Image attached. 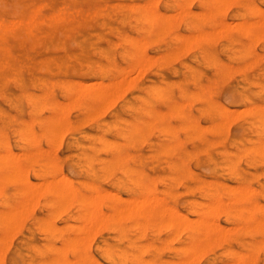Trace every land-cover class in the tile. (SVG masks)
<instances>
[{"label":"rangeland","instance_id":"rangeland-1","mask_svg":"<svg viewBox=\"0 0 264 264\" xmlns=\"http://www.w3.org/2000/svg\"><path fill=\"white\" fill-rule=\"evenodd\" d=\"M132 1L133 3L138 2V4L129 5ZM148 1H152L154 5L151 3V6H153V8H155L159 13L162 12L161 14H164L166 12L175 13L174 10L179 9L177 6L181 4L184 5L188 0H156V2H153V0ZM148 1L0 0V4L2 5V7L0 6V18L4 19H13L26 16L38 6L41 7L43 12L50 15L61 7L67 8L69 10L80 9L85 13V18L83 19L67 17L59 22H52L49 20L41 21L37 24V26L31 33H25L22 29H15V31H12L13 34H8L9 37L7 38V41L11 47V53L14 54L13 61L16 62V64L19 66V69L17 71L4 70L0 74V152L5 151L7 147L11 150L12 153L15 150V153L17 154V151L20 150L25 151L26 153L27 151L30 152L32 149L35 153L37 152L35 151V149L38 150L40 148V150L38 151H41V149L42 151L45 150L40 154L37 152L36 156L34 153H32L34 155L28 154V156L26 155L27 157L25 158H23V153V156L20 155L21 152L19 154L22 157V159L20 160V165L22 167L24 166L23 168L27 167V170L25 169V171H28L26 174L28 178L30 177V181L35 184L37 183L34 181L36 179V181L43 180L44 182L45 179L47 181L48 178L58 176V174L60 176L62 174V176L64 175L68 179L70 178L73 185L72 187L76 190V192L73 193L75 196L72 193H68L69 195L66 194L59 197L56 190L53 188L54 186H60L62 183H65V180H62V182L61 180H58L57 182L54 180L55 182H52L56 184L54 186H49L48 183V186L45 184V189H47L48 187L49 189L48 191L44 190V193L41 192L43 190H41L42 188H40V185L42 184H36L40 188V190L39 188L38 190L35 188L36 194L34 196H36L37 199L33 196L34 199L38 200L37 203L34 205L33 203H35V200L33 199L34 201H32V204L28 205L29 207L27 206L28 209L26 210L28 211V213L24 215V219H21V224H18V229H16L15 232H13V230L11 232L12 234L10 233L9 235L11 236L9 237V248L12 251L19 246L30 249L31 246H36L43 249V255H32L30 264H58L53 260L58 252L57 250L65 245L68 237L70 238L78 231H71L72 228L70 229V227H75V224L78 222H80L79 225H81L82 223L83 212L82 209L78 206L83 207L86 200L84 201L81 196H84L86 193L90 196L94 194V192H97L99 194V192H102V190H104V194L101 193L102 198L104 196V199L102 200V208L105 213H111L110 209L114 205L129 204L132 202V200L138 201V199H140L141 197L143 198V196L150 197L152 194H154V196L157 195V198L154 197L157 201L162 198L158 202L153 198L155 200L154 203L159 204L161 202L160 205L163 206L170 205L171 207H178L177 210H175L176 212L180 210L179 212L187 214L188 217H197H194L195 221L193 219V221H190L189 218V221L187 222L188 227L185 226L183 228L182 226H180L183 228L181 231L179 230L181 228L178 229L177 225L170 223V217H168L169 215L166 216V212L168 213L169 211V208L167 206H165V208L167 207L166 210L164 208L165 211H163V215H160V212V214H154L151 216L144 215V218L141 214V216L139 214H136L133 216L134 218L132 216H129V218L125 217L119 222L117 221L118 223L113 219H110L108 217L109 214L107 213V217L105 216L106 219L109 218L107 222L104 217L103 222L105 221L106 223L103 224L102 227L100 225L99 227L95 226L92 229L94 231L93 233H91L94 234V237H91V242L88 241L89 239H91V235L89 236V238H87V241L90 242H87L88 250L91 253H94L95 257L100 262H104L102 251L103 245L110 247L111 249H122L128 256L133 255L132 253H136L135 255L140 258L141 264H162L165 261L166 263L164 264H172V262L179 261L181 258L187 256L190 250H193L191 245H188V243L190 242L188 238L189 235H191L192 227L198 224L196 223V220L198 219L199 215L198 213L194 212V209L202 204L203 201H205L206 203V201L213 200V194H217L219 197H221V200L224 204L223 210H221L217 214L218 216L216 215L215 220L216 222L219 221L222 226L226 225L225 227H227V225H229V228H226L229 234L226 231L225 233L222 230V232L225 233L223 234L222 232H220V230H218V233L220 232V235H223H219V241L217 238L212 240L214 242L218 241L219 243L217 242L218 244H214L211 242L213 245H208L207 242H204L206 245L205 247L209 248L210 246V248L207 249V251L202 252V247L200 246V248L197 247L198 249H195L193 251L196 252V257L201 255L199 253V251H201L203 255L199 258V260L195 259V254H192L193 252H189V255L191 256L190 259L193 258L194 261H192L191 259V261L188 262V260H190L188 259L187 263L185 262V264H230L232 260L234 261V257L232 255V253L234 252L239 254L242 252V255H244L243 264H264V241H262V239L264 240V226H262L264 225V213L256 212L254 214V218H252V215L249 216V214L245 211V209L254 201H258V204L259 202H262L260 204L261 206H263V208L261 206L259 207H261V209H264V147L262 149L259 148L264 145L263 142L262 146L260 144L261 140H264V122L258 119V117H260V119H264V106H262L264 105V25H260L259 22L257 24V17H259V15L261 14H264V0H232V2L230 0L232 4L229 5L230 2H227L228 5L227 3H225L223 5L224 7H222L224 8V10L221 8L223 11L220 10V8V11H216L217 9H213V6L211 5L208 7L202 5L203 0H191V3H189V0L187 4L190 6V9L187 7L188 5H181V9L183 7L184 10L183 13H180L181 18L176 19V13L173 14L174 18L169 17V26L166 24L167 21L166 23H162L160 21L153 22L150 20L152 22H150L151 24L149 23V21L146 22V20H148V17L145 15V6L149 4ZM8 2L10 3L8 4ZM141 3L142 5H139ZM15 4H18V6H15ZM9 5L10 7H8ZM12 5L14 8L12 7ZM225 5H227L226 8ZM5 6H7L6 9L8 11L5 9ZM138 8L139 11L137 12ZM181 9L180 11H182ZM196 9L198 10V12L195 11ZM189 10H193V12ZM199 10L200 12L205 10L206 14L205 12L200 13ZM212 10L214 11L213 14ZM10 11L12 13H10ZM194 12L196 13L194 14ZM209 12L211 16L207 14ZM180 14H178V17H180ZM200 14H202L203 16H200ZM112 18L113 20H111ZM128 18L130 19L128 20ZM170 19L171 21L173 19H176V22H174V20L173 22H171ZM226 20H228V22ZM234 20L245 21L246 24H243V22L240 27V24L236 25L237 23H233ZM247 20H254V22L256 21V24L247 26ZM131 22L133 23L132 25H130ZM223 22L224 26H226V30H228L227 28H230L231 26L230 30L226 32L224 28L222 30V33L220 32L221 35H219L220 33H218L215 34L214 37L212 29L214 30V28L218 25H223ZM225 22H227L228 24L225 25ZM254 22H252L251 24H253ZM147 23H149V26ZM85 24L88 25V27ZM234 24L238 27H236ZM124 25L125 27H127L128 25L130 27L128 26V28H125ZM242 25H246L248 29L251 30H246L245 32H243V28L245 26L242 28ZM163 26L169 27L168 30H165L167 28H163ZM233 26H235V29ZM143 28L145 30H148L147 34V30L146 32H144L145 30H143ZM207 29H210L211 31H209L212 32V34H209V32H207L208 34H206V36L209 35V38L203 37V35L200 34L201 36L198 37L197 41L194 42L193 40L192 42V39L191 41H189L191 45L187 42L188 36L190 34L193 35L194 32L198 33V31H206ZM74 30L76 31L74 32ZM161 30H163L164 32ZM72 31L73 33H71ZM250 31L251 33H249ZM156 34L160 36H156ZM256 34H260L261 36H257ZM55 35L56 39H54ZM129 35H132V37ZM184 35H187V38ZM211 35L212 37H210ZM67 36L71 38H68ZM177 36L179 38H177ZM112 37H114V39ZM194 38L196 37H193V39ZM53 40H55V42ZM131 40L134 42V44L136 42L138 46H130V44L133 43H131ZM140 40H142L143 42H140ZM186 42L189 44V49H186ZM141 43L143 44V46L145 45L143 47V51L141 50L143 54H141L140 51V49L142 48ZM218 43L220 45H218ZM153 44L155 45L153 46ZM49 45L50 47L52 46L54 48H50L51 50H49ZM70 45H72V47ZM135 46H137V48L139 47V50L135 48ZM180 46L181 48L185 47L184 49H186L187 52L183 49V51L180 50ZM175 47H177L176 49L178 51L175 49ZM55 49L56 51H54ZM98 49L99 52L97 51ZM151 49L153 52L151 51ZM179 51H181V53ZM224 51L226 53H224ZM5 53L6 52L1 51L0 56L2 58H5ZM137 54H139L138 57ZM145 54H150L148 56L149 60L153 62L146 61L145 59L143 61L142 58H145L143 57V55L146 56ZM155 54L158 55L156 56ZM169 54L170 56H168ZM151 55L152 59L156 58V61L154 59H151ZM257 56L258 58H256ZM136 58L142 59L140 60V63L143 62L142 64H144V62H147L146 65L150 64L148 67L146 66L145 69L141 66L144 69L143 72L141 71L142 68H140L139 66V72L141 74L139 78H137V76L139 75L138 71V75H136V73H132L134 72L133 70L137 68H133V66L140 65V63H137ZM135 59L136 64H134ZM208 59H210V61H208V64H205L207 63ZM178 63L181 64V66ZM182 64L184 67L182 66ZM245 64H249V66H246ZM127 67H131L128 68L130 70H125V68ZM45 70L47 71L45 72ZM126 71L127 75H124L126 78L127 76L129 77V75L131 77V74L135 75H132L133 80L131 78L126 79L122 75L125 74L124 72ZM128 71H130L129 73L131 74H129ZM226 71H228L229 73H226ZM87 73L90 75H88ZM119 75L123 76V80L124 78L126 79L124 81L131 79V81L133 82L129 81L131 82L130 84L129 82H126L129 84L128 86L126 83L124 84L123 80L122 82L118 78ZM122 76L119 77L122 78ZM114 78H118L120 82L123 83L122 86H120L121 84H117V82L119 83L118 79L115 84H112L115 80ZM75 79L77 81H75ZM92 79L95 80H93V84H96V80L98 81V79H100L102 82L107 81V84H109V81L112 82V80L114 79L111 83V86L110 84L109 86L111 88L112 85H115V88H117V90L113 86L115 90L111 92L115 91L116 93L119 92L120 94V90L123 89L122 91L124 93H121V96L119 95L118 97L117 94H114L117 97V99L114 101V95H110V99L104 100V98L110 97L109 95H106V97H104L103 95L106 94L108 90H106L105 93L101 92L102 94H98L97 91L99 92V88L108 89L109 87H106L107 85L104 86V84H100L101 81L99 80L98 85L100 84L102 87H99L96 84L94 85L96 86L94 88V86L91 85V82H86L88 80L92 81ZM78 80H80L81 85L83 83L82 81H85L84 83L88 84L84 85V87H88L89 85H91L89 87L93 88L94 92L96 93L94 94L93 90L89 87L83 88L85 90L84 95L80 96V98H78V95L74 96L77 97V100L79 102L76 101V98H73V95L77 94V92L79 94H83V90H81L83 85L81 87ZM78 84L79 87H81L79 90H81L82 92L77 91ZM123 85H127L128 87H123ZM230 86L232 87L230 88ZM119 87H122V89H118ZM176 89L177 91L175 92ZM107 94H109V91ZM225 94L227 95L226 97ZM1 95L3 98L1 97ZM228 95L231 96L228 97ZM230 97L231 99H229ZM66 99L72 100H70V103L72 102V106L70 103H68L71 107L67 105V103L64 104V102H62ZM111 99L113 102L111 101ZM101 100H104L106 108H104L103 103V106L102 104H100V102H102ZM49 101L52 102L50 103ZM174 102L179 104V107L181 103H184V106L182 105L179 108L177 107V104H174ZM106 103L113 104H108L109 107L107 108ZM222 103L227 106L226 107L224 105L226 109H224ZM172 104L174 105V107H172ZM55 105L61 107V111H63L64 114L63 116L66 119H64L63 117L60 118L62 116V112L59 113V116L61 114L59 118L61 121L63 119L64 123L66 120L65 124H67H64L65 126H67L65 128H62L61 125H63V123L61 121L60 122L62 124H58L61 127L60 132H65L62 134L63 136L59 134L60 136H62H59L60 138H57L56 136L59 129L55 128L59 126L53 125L54 122L51 121V119H48L49 116L51 117L53 116V114L55 115L56 111V115L58 114L60 108L58 109ZM98 105L99 107L101 106V108H96ZM157 105H159L160 108ZM241 105L243 107L248 105L253 106L252 108L250 106V108L246 110L247 107L242 108ZM254 105H256L258 108ZM52 107L54 108V110ZM231 107L234 109H229ZM103 108L104 110H106L104 111ZM174 108H176L177 111ZM236 108H242L243 110L241 109L240 111H237ZM94 109H96L97 111H95ZM169 109L172 111H170ZM98 110L99 112L100 110L102 112H100L99 114ZM163 110L164 113H161V111ZM64 111H68L66 113L67 115L64 113ZM235 111L240 113H236ZM91 112L95 117H88V115L91 116ZM170 112L171 115H169ZM24 113L26 116L24 115ZM86 113H88V115H85ZM233 113H236L237 117L235 115L234 118H229L231 117L230 115L234 116ZM56 117L58 118V116H55V118L53 116L54 121L56 120ZM146 119H150V122L152 119L154 120L151 124L149 123L150 127L147 126L148 124ZM224 119L225 121H227L225 122L226 124L223 122L226 128L225 126H221V123L222 121H224ZM67 121H69V125ZM24 122L27 123V126L30 125L31 132L26 130ZM29 122L31 123L29 124ZM229 122L230 125L227 126ZM50 123L52 124L50 125ZM132 123H136L140 127L141 131L139 134L131 135L129 133V126ZM213 123L216 124L212 125ZM199 124L200 126L202 124H205L207 125V128L203 127V129H200ZM49 125L52 126V131ZM66 128V131H62V129L64 130ZM165 128L166 130H164ZM49 130L50 133L48 132ZM196 131L199 133H197ZM32 132V135L34 137L30 134ZM55 132L56 134H54ZM180 132L182 133L181 136ZM23 136L26 137L24 138ZM54 136L59 141L56 142L57 144H59L57 147L54 142ZM106 138H111L112 144L107 145V143H111V141L108 140L109 142H104ZM127 138L129 139L127 140ZM98 139H101L102 141ZM103 142L105 143V146ZM52 143L54 144L52 145ZM167 144L171 145L167 146ZM257 144H260V146L258 147L260 150H255L258 154L253 150L256 147L255 145ZM250 146L253 147L250 148ZM43 148H48V152H46V149ZM118 150L126 158V164H117L116 162L114 164L115 154ZM258 151H261V153H259ZM205 153L207 155H205ZM202 156L207 158L205 159ZM200 162L205 164V166H202V163ZM101 164H103L105 168L101 166ZM192 164L194 165V167ZM234 165L237 166L239 170H237ZM58 166L59 168H61L62 172L59 171ZM187 167L190 170L187 169ZM130 168L136 169L138 171L140 179L136 180L137 182L135 181V183H131L130 179H127L125 174L122 173V171L124 172V170H126V172L128 173ZM73 169H75L76 171H74ZM108 171L109 173H107ZM207 171L210 173H208ZM213 171H215L216 173H214ZM32 174H34L35 178ZM221 175H223L224 177ZM241 176H243V179H245V181H242V179H240ZM224 180L229 183L227 184ZM180 184L183 187H181ZM229 184H232V188L235 184L237 187L238 185L239 187L243 185L244 187L248 186L249 189L252 187V189L254 190L253 193H250V195L244 198V200L243 198H240L235 202V198L232 192L236 190H234V188L231 189L229 187ZM18 189L21 190V184L19 182L6 183L4 192L0 194V210L3 208L7 209L9 207H16L19 205V203L22 202L21 200H24L22 199L24 198V195L22 193L19 195L20 191L18 192ZM105 189L108 190V192L113 190L116 191L117 196H114L113 193L115 192H112V194L110 192L109 195H107L108 193L105 192ZM37 191L42 193L39 197L37 195H39L40 193ZM54 192L56 195L54 194ZM87 194L84 197H87ZM110 194L112 196H110ZM106 195L108 196L107 198L105 197ZM68 196L70 197V202L68 201V199H65V197L67 198ZM120 196L124 197V200ZM57 197H59V199ZM62 197L64 198L62 199ZM130 197H133V199L131 200ZM152 197L153 195L151 196V198H146L147 202L145 200V203L147 204L148 200L150 201ZM125 198L127 199V201ZM226 199L228 201L225 204ZM229 199H232L233 201ZM63 200L67 201L66 207H63L64 209L60 208V205L64 203ZM152 200L150 202H153ZM199 200L203 201L201 202ZM68 202L70 204H68ZM140 202H143V200H141ZM3 203L7 204L5 205ZM31 206H34V209L31 208ZM242 206H244L245 209H243L244 207L242 208ZM58 207L62 211H59L60 209ZM29 208L31 209L30 211ZM171 209L172 214L176 213L173 210V207ZM56 211H58L57 213L59 214H57ZM228 211H231L230 214L227 213ZM165 217H168L169 220H165ZM43 218H48V220L46 219V223H44L45 221H41ZM257 218L262 219L260 225L258 223L254 224L255 222H258V220H256ZM134 220L140 221L141 224L139 225V223L137 222L136 223L138 225L135 224ZM162 220L164 221V223H167V221H169L170 224L167 223L166 225L169 224L170 226H167V228H165V224H160L161 222L163 223ZM132 221H134L133 223L135 226L131 225ZM143 222L145 223L144 225ZM189 222L191 225H189ZM193 222H195V224ZM52 224L55 226H52ZM117 224L121 225L122 228L118 227ZM172 224L173 227L171 226ZM220 224L217 223L218 227ZM236 225L238 228L235 227ZM249 225L251 226L250 228L248 227ZM256 225H258V228L254 227ZM140 226H142V228ZM230 226L235 231H233L232 229V232L231 230L229 231V229L231 228ZM233 226L235 228H233ZM225 227L224 230H226ZM15 228H17V226ZM176 228L180 231V233L178 231L176 232L179 234L174 235L176 238H173V236L171 237L172 240L166 238L167 236L172 235L173 231L171 230H175ZM219 228L222 229L221 226ZM157 229L158 231H156ZM2 233L3 231L0 227V237ZM222 236L225 237L223 238V240H221ZM164 238H166L167 240L169 239L170 241L168 240V242L167 240H164ZM210 241L208 242L210 243ZM162 244L164 245V247ZM182 244L187 245L189 248L186 246L185 248ZM179 245L181 247H184V251L183 247L181 248L183 252H181V250H179L178 248H175L179 247ZM92 246L95 250L92 248ZM143 246H146L144 247V250H137L140 247L143 248ZM48 247H51L52 249L47 250ZM9 248V252L7 249L4 252L3 264H12V253ZM203 250H205V248H203ZM74 253L75 252L73 249H67V258L69 260H74ZM191 254L193 255V257ZM202 260H205L207 263ZM107 264L121 263L117 262ZM124 264H129V262H126Z\"/></svg>","mask_w":264,"mask_h":264},{"label":"bare ground","instance_id":"bare-ground-1","mask_svg":"<svg viewBox=\"0 0 264 264\" xmlns=\"http://www.w3.org/2000/svg\"><path fill=\"white\" fill-rule=\"evenodd\" d=\"M6 1V0H5ZM9 1V0H8ZM121 1V0H120ZM137 1V0H136ZM148 1V0H147ZM162 1V0H161ZM186 1V0H185ZM189 1V0H188ZM188 1H186L185 2V4L184 5H188L187 3H188ZM260 1V0H259ZM115 2V1H114ZM113 2V3H114ZM129 2V1H128ZM149 2V1H148ZM153 2H156V0L154 1L153 0ZM166 2V1H165ZM229 3L230 2V0L228 1V0H203L202 1V5H204V6H213V9H217L216 11H220V10H224V8H222V7H224L223 5L225 4V3ZM231 2H232V0H231ZM230 2V4L229 5H231L232 3ZM10 2H8V4H9ZM13 3V2H12ZM11 3V4H12ZM124 3V2H123ZM122 3V4H123ZM142 3H144V2H142ZM142 3L141 4H139V5H142ZM152 1L151 2H149V4H145L146 6H145V15L148 17V20H146V22L147 21H149V23L151 22V21H153V22H155V21H160V22H165L166 23V21H167V25L169 26V17H172V18H174L173 16V14H175L176 13V16H175V18L176 19H178V18H181V14L180 13H183L184 12V10H183V7H182V9H181V5L182 6H184L183 4H181V5H179V6H177L179 9H177V10H174L175 11V13L174 12H166V13H164V14H161V13H159L155 8H153V6H151L152 4L154 5V3H152ZM175 3V2H174ZM189 3H191V0H190V2ZM228 3H227V5H228ZM10 4V5H11ZM134 5V4H138V2H134L133 3V1L131 2V4H129V5ZM156 4V3H155ZM180 4V3H179ZM259 4V3H258ZM5 5H7V4H5ZM10 5L8 6V7H10ZM119 5V4H118ZM161 5V4H160ZM192 5V4H191ZM227 5H225V8H226V6ZM261 5V4H260ZM264 5V4H263ZM262 5V6H263ZM0 6L2 7V5L0 4ZM15 6H18V4H15ZM120 6V5H119ZM122 6V5H121ZM126 6V5H125ZM156 6V5H155ZM158 6V5H157ZM235 6V5H234ZM3 7H4V5H3ZM12 7H13V5H12ZM127 7V6H126ZM125 7V8H126ZM188 8L190 7L189 5L187 6ZM196 7V6H195ZM230 7V6H229ZM7 8V6H5V9ZM14 8V7H13ZM197 8V7H196ZM219 8H220V10H219ZM222 8V9H221ZM228 8V7H227ZM264 8V7H263ZM16 9V8H15ZM49 9V8H48ZM51 9V8H50ZM127 9H129V8H127ZM130 9H131V7H130ZM180 9L182 10V11H180ZM190 9V8H189ZM259 9H260V6H259ZM7 10V9H6ZM180 12H179V11ZM187 10V9H186ZM211 10V9H210ZM222 10V11H223ZM227 10V9H226ZM225 10V11H226ZM254 10V9H253ZM252 10V11H253ZM264 10V9H263ZM8 11V10H7ZM139 11V8H138V10H137V12ZM178 11V12H177ZM188 11V10H187ZM186 11V12H187ZM189 11H192L193 12V10H189ZM196 12H198V10L196 9L195 10ZM196 12H194V14L196 13ZM199 12H200V10H199ZM201 12H205V10H203V11H201ZM200 12V13H201ZM231 12V11H230ZM10 13H12L11 11H10ZM14 13V12H13ZM141 13V12H140ZM214 13V11L212 10V14ZM256 13V12H255ZM260 13H261V11H260ZM5 14V13H4ZM138 14V13H137ZM142 14H144V13H142ZM167 14H169V15H167ZM178 14H180L179 16L180 17H178ZM186 14H188V13H186ZM203 14V13H202ZM202 14H200V16H203ZM205 14H206V12H205ZM207 14H209V16H211L210 15V12L209 13H207ZM228 14V13H227ZM6 15V14H5ZM259 15V14H258ZM13 16V15H12ZM102 16V15H101ZM101 16H100V18H101ZM142 16V15H141ZM199 16V17H200ZM237 16V15H236ZM256 16V15H255ZM9 17V16H8ZM67 17H74V18H76V19H83V18H85V13H84V11H82V10H80V9H73V10H69V9H67V8H59L57 11H55L53 14H46L45 12H43L42 11V9H41V7L40 6H38L37 8H35L31 13H29L28 15H26V16H23V17H18V18H13V19H4V18H0V52L1 51H3V52H6L5 53V58H2L1 56H0V74L4 71V70H7V71H17L18 69H19V66L16 64V62L15 61H13L14 60V54H12L11 53V47H10V45H9V43H8V41H7V38L9 37L8 36V34L10 35L11 33H12V31H15V29L16 30H19V29H22V30H24V32L25 33H31L32 31H33V29L37 26V24L39 23V22H41V21H47V20H49V21H52V22H59V21H61L62 19H65V18H67ZM110 17V16H109ZM198 17V18H199ZM230 17V16H229ZM140 18V17H139ZM146 18V17H145ZM171 18V19H172ZM258 18V19H257ZM257 18H255V19H257L258 21H257V24H258V22L260 23V25H264V14H261V15H259V17H257ZM130 18H128V20H129ZM133 19V18H132ZM171 19H170V21H171ZM175 19V20H176ZM111 20H113V18L111 19ZM137 20V19H136ZM151 20V21H150ZM174 20V19H173ZM173 20L171 21V22H173ZM174 20V22H176ZM221 20V19H220ZM91 21H93V20H91ZM96 21V20H95ZM140 21H141V19H140ZM223 21V20H222ZM225 21V20H224ZM227 22H228V20H226ZM250 21V22H249ZM247 20V26H250V25H255L256 23V21L254 22V20L253 21H251V20ZM117 22V21H116ZM184 22V21H183ZM227 22H225V25L226 24H228ZM241 22V23H240ZM244 22V23H243ZM252 22H254L253 24H251ZM130 23V22H129ZM149 23H147L148 24V26H149ZM152 23V22H151ZM150 23V24H151ZM233 23H237L236 25H239L240 27H241V24L243 23V24H246V22L245 21H240V20H237V21H233ZM250 23V24H249ZM94 24V23H93ZM127 24H128V22H127ZM133 23L131 22V24L130 25H132ZM171 24V23H170ZM192 24V23H191ZM194 24V23H193ZM223 25H218V26H216L215 28H214V30L212 29V31H213V33H214V37H215V34H218V33H222V30L224 29V30H226V26H224V22L222 23ZM86 25V24H85ZM95 25V24H94ZM163 25V24H162ZM235 25V24H234ZM235 25V26H236ZM87 27H88V25H86ZM91 26V25H90ZM129 26V25H128ZM128 26L127 27H125V25H124V27L125 28H128ZM151 26V25H150ZM187 26V25H186ZM228 26V25H227ZM235 26H233L234 27V29H235ZM245 26V27H244ZM242 25V28H243V32H245L246 30L248 31V30H251V29H248V27L246 26V25ZM83 27V26H82ZM130 27V26H129ZM236 27H238V26H236ZM144 28H146V27H144ZM143 28V30H145ZM150 28V27H149ZM163 28H167V29H165V30H168V28L169 27H164L163 26ZM170 28H171V26H170ZM182 28V27H181ZM230 28H231V26H230ZM230 28H227L228 30H230ZM84 29V28H83ZM82 29V30H83ZM180 29V28H179ZM185 29V28H184ZM147 30V29H146ZM146 30L144 31V32H146ZM181 30V29H180ZM208 30V29H207ZM205 31V30H203V31H198V33L197 32H194L193 33V35L192 34H190L189 36H188V43L190 44V42L189 41H191V39H192V42H193V40H194V42L195 41H197L198 40V37L199 36H201L200 34H202L203 35V37H208L209 38V35L208 36H206V34H208L207 32H209V34H212V32H210L209 30L208 31ZM228 30H226V32L228 31ZM238 30V29H237ZM76 30H74V32H75ZM130 31V30H129ZM161 31H163V30H161ZM111 32V31H110ZM132 32V31H131ZM160 32V31H159ZM164 32V31H163ZM201 32H203V33H205V34H203V33H201ZM71 33H73V31L71 32ZM113 33V32H112ZM148 33V30H147V32H146V34ZM155 33V32H154ZM157 33V32H156ZM165 33H168V32H165ZM221 33L219 34V35H221ZM249 33H251V31L249 32ZM13 34V33H12ZM109 34V33H108ZM159 34V33H158ZM194 34H195V36H194ZM198 34V35H197ZM226 34V33H225ZM261 34H262V32H261ZM196 37V38H194L193 39V37ZM197 35V36H196ZM257 35V34H256ZM260 34H258L257 36H259ZM12 36V35H11ZM129 36H131L132 37V35H129ZM145 36V35H144ZM156 36H160V35H157L156 34ZM185 36V35H184ZM191 36V37H190ZM261 36V35H260ZM18 37H19V35H18ZM47 37H49V36H47ZM55 38L54 39H56V35L54 36ZM68 38H71V37H69V36H67ZM111 37V36H110ZM186 38H187V35L185 36ZM184 37V38H185ZM210 37H212V35L210 36ZM255 37V36H254ZM113 39H114V37H112ZM115 38H116V35H115ZM134 38H135V36H134ZM139 38V37H138ZM152 38V37H151ZM176 38V37H175ZM177 38H179L178 36H177ZM181 38H182V36H181ZM201 38V37H200ZM199 38V39H200ZM47 39V38H46ZM136 39H137V36H136ZM143 39V38H142ZM190 39V40H189ZM215 39V38H214ZM26 40H28V39H26ZM67 40V39H66ZM146 40V39H145ZM144 40V41H145ZM151 40V39H150ZM153 40V39H152ZM178 40V39H177ZM54 42H55V40H53ZM142 40H140V42H141ZM181 41H182V39H181ZM68 42H69V40H68ZM71 42V41H70ZM119 42V41H118ZM124 42V41H123ZM133 41L131 40V43H132ZM143 42V41H142ZM146 42V41H145ZM186 42V43H187ZM191 42V43H192ZM74 43V42H73ZM72 43V44H73ZM105 43V42H104ZM117 43V42H116ZM183 43V42H182ZM181 43V44H182ZM187 43V47H186V49H189V44ZM69 44V43H68ZM75 44V43H74ZM142 44V43H141ZM140 44V45H141ZM145 44V43H144ZM40 45H45V44H40ZM52 45V44H51ZM132 45V47H134V45H137L136 44V42H135V44H134V42L132 43V44H130V46ZM155 44H153V46H154ZM177 45V44H176ZM191 45V44H190ZM218 45H220L219 43H218ZM71 47H72V45H70ZM76 46V45H75ZM138 46V45H137ZM137 46H135V48H137ZM145 46V45H144ZM143 44H142V48L140 49V51L142 50L143 51ZM152 46V45H151ZM17 47H19V46H17ZM37 47H38V45H37ZM40 47V46H39ZM61 47V46H60ZM68 47V46H67ZM119 47V46H118ZM117 47V48H118ZM50 48H54V47H50V45H49V50H51ZM59 48V47H58ZM58 48H56V49H58ZM62 48H63V46H62ZM139 48V47H138ZM137 48V49H138ZM177 47H175V49H176ZM181 48V46L179 47V49ZM185 48V47H184ZM183 47L180 49V50H185L186 51V49H184ZM56 49L54 50V51H56ZM257 49V48H256ZM261 49V48H260ZM53 50V49H52ZM139 50V49H138ZM177 50V49H176ZM182 50V51H183ZM262 50V49H261ZM92 51V50H91ZM98 52H99V49L97 50ZM142 51H141V54H143L142 53ZM151 51H152V49H151ZM178 51V50H177ZM147 52V51H146ZM153 52V51H152ZM173 52H174V50H173ZM180 53H181V51H179ZM187 52V51H186ZM193 52V51H192ZM207 52V51H206ZM256 52V51H255ZM176 53V52H175ZM179 53V54H180ZM191 53V52H190ZM224 53H226L225 51H224ZM92 54V53H91ZM116 54V53H115ZM124 54V53H123ZM140 54V55H141ZM171 54V53H170ZM170 54L168 55V56H170ZM263 54V53H262ZM93 55H95V54H93ZM99 55V54H98ZM118 55V54H117ZM132 55V54H131ZM146 56H144L143 55V57H145V58H142V56H141V58L143 59V61H144V59L146 60V61H149V62H153V61H151V60H149V55L150 54H145ZM156 55V54H155ZM158 55V54H157ZM156 55V56H157ZM160 55V54H159ZM176 55V54H175ZM186 55V54H185ZM240 55V54H239ZM100 56V55H99ZM139 56V54H137V57ZM261 56V55H260ZM259 56V57H260ZM131 57V56H130ZM151 57V59H152V55L150 56ZM121 58V57H120ZM140 58V57H139ZM139 58H136L137 59V63L139 64L141 61L140 60H142V59H139ZM256 58H258V56L256 57ZM255 58V59H256ZM3 59V60H2ZM136 59L134 60V64H136ZM138 59H139V61H138ZM148 59V60H147ZM154 59V58H153ZM152 59V60H153ZM156 59V58H155ZM154 59V60H155ZM157 59H158V57H157ZM191 59V58H190ZM197 59V58H196ZM254 59V58H253ZM118 60V59H117ZM120 60V59H119ZM206 60V59H205ZM257 60V59H256ZM122 61V60H121ZM156 61V60H155ZM165 61V60H164ZM208 61H210V59H208L207 60V63H205V64H208ZM252 61V60H251ZM194 62H196V61H194ZM250 62V61H249ZM248 62V63H249ZM143 63V62H142ZM142 63H140V65H135V66H133V68H135V67H137L136 69H138V70H136V72H135V70H133L134 72H132V73H136V75H138V73H137V71L139 72V66H140V68H142V67H144V69H145V67L147 66H149L150 64H148V65H146V63L144 62V64H142ZM175 63V62H174ZM142 64V65H141ZM164 64H166V63H164ZM177 64V63H176ZM179 64V63H178ZM84 65H86V64H84ZM145 65V66H144ZM180 66H181V64H179ZM227 65V64H226ZM232 65V64H231ZM246 65V64H245ZM96 66V65H95ZM142 66V67H141ZM170 66V65H169ZM182 66H183V64H182ZM246 66H249V64L248 65H246ZM32 67V66H31ZM184 67V66H183ZM240 67V66H239ZM37 68V67H36ZM128 68H131V67H127V68H125V70H127ZM241 68V67H240ZM256 68H258V67H256ZM143 68H142V72H143V70H144ZM186 69H188V68H186ZM211 69V68H210ZM72 70V69H71ZM128 70H130V69H128ZM152 70V69H151ZM168 70V69H167ZM171 70V69H170ZM188 70H190V69H188ZM234 70V69H233ZM252 70V69H251ZM256 70V69H255ZM47 70H45V72H46ZM90 71V70H89ZM210 71V70H209ZM228 71H231V70H228ZM228 71H226V73L228 72ZM41 72V71H40ZM81 72V71H80ZM130 71H128V73H129ZM165 72V71H164ZM171 72V71H170ZM257 72V71H256ZM261 72V71H260ZM72 73V72H71ZM91 73V72H90ZM125 74H122L123 76L124 75H127L126 73H127V71L126 72H124ZM151 73H153V72H151ZM172 73H173V71H172ZM171 73V74H172ZM181 73V72H180ZM179 73V74H180ZM229 73V72H228ZM250 73V72H249ZM253 73H254V71H253ZM88 74V73H87ZM129 74H131V73H129ZM143 74V73H142ZM145 74V73H144ZM154 74H156V73H154ZM80 75V74H79ZM88 75H90V74H88ZM93 75V74H92ZM122 75H119L120 77L122 76ZM132 75L133 74H131V77H130V75H129V77L127 76V78L126 79H128V78H131L132 79ZM141 74H140V72H139V75L137 76V78H139V76H140ZM94 76V75H93ZM118 76V78L122 81L123 80V76H122V78H120ZM133 76H135V75H133ZM240 76H241V74H240ZM252 76V75H251ZM70 77H72V76H70ZM177 77V76H176ZM235 77V76H234ZM239 77V76H238ZM92 78V77H91ZM118 78H114L113 80H114V82H113V80H112V82L111 81H109V79H108V83L110 84V86H111V83L112 84H115V82H117L119 79ZM124 78V80H126ZM237 78V77H236ZM87 79V78H86ZM106 79V78H105ZM118 79V80H117ZM131 79H129V80H127V81H124V84L126 83V82H129V81H131ZM146 79V78H145ZM93 80L94 79H92V81H86L87 83H90L91 82V85L92 86H94V85H98V81L100 80V79H98V81L96 80V84H93L94 82H93ZM111 80V79H110ZM120 80H119V83L117 82V84H121L120 86H122V82H120ZM133 80V79H132ZM241 80H242V78H241ZM10 81H11V79H10ZM52 81V80H51ZM73 81H74V79H73ZM75 81H77L76 79H75ZM95 81V80H94ZM101 81V80H100ZM78 82L80 83V86L82 87V85H83V87L81 88V87H79V84H78V90L77 91H79V92H82L81 90H83V94L81 95V94H79L78 92H77V94H75V95H73V98H76V101H78L77 100V97H74V96H79L78 98H80V96H83L84 95V89L83 88H86V87H84V85H88V84H86V83H84L85 81H82L83 83H82V85H81V82H80V80H78ZM93 82V83H92ZM102 82V81H101ZM100 82V84H104V86L105 85H107L106 87H109L110 88V86H109V84H107V81L105 82V81H103L102 83ZM131 82H133V81H131ZM131 82H129V84L131 83ZM229 82V81H228ZM227 83V82H226ZM225 83V84H226ZM98 85L99 87H102L101 85ZM116 84V85H117ZM128 86H129V84L128 83H126ZM233 84V83H232ZM13 85V84H12ZM30 85H32V84H30ZM91 85H89V86H91ZM127 85H123V87L125 86V87H128ZM241 85V84H240ZM47 86H48V84H47ZM88 86V87H89ZM103 86V87H104ZM113 86H114V88H115V85H112V87L109 89H107V88H99V92L97 91V93L99 94H102V93H105V91L106 90H108L109 91V94H107L108 93V91L106 92V94H103L104 95V97H106V95H111V96H113L114 94H117V97L120 95L121 96V93H124L122 90V87H119L118 89H122V90H120V94H119V92L118 93H116L115 91L114 92H111V91H113V90H117V88H113ZM152 86V85H151ZM233 86V85H232ZM232 86H230V88L232 87ZM12 87V86H11ZM19 87H20V85H19ZM56 87V86H55ZM87 87V88H88ZM96 86H94V88H95ZM116 87H118V86H116ZM224 87V86H223ZM76 88V89H77ZM81 88V90H79ZM89 88H91V87H89ZM98 88V87H97ZM156 88V87H155ZM229 88V89H230ZM33 89V88H32ZM92 90H93V88H91ZM136 89V88H135ZM223 89V88H222ZM228 89V88H227ZM249 89V88H248ZM247 89V90H248ZM36 90H37V88H36ZM56 90H57V88H56ZM125 90V89H124ZM140 90V89H139ZM154 90V89H153ZM129 91H131V90H129ZM155 91V90H154ZM177 91V89L175 90V92ZM197 91V90H196ZM203 91V90H202ZM227 91V90H226ZM250 91V90H249ZM88 92V91H87ZM93 92H94V90H93ZM102 92V93H101ZM111 92V93H110ZM158 92H159V90H158ZM96 92H94V94H95ZM197 93V92H196ZM221 93V92H220ZM58 94V93H57ZM86 95V94H85ZM179 95V94H178ZM40 96H41V94H40ZM43 96V95H42ZM95 96V95H94ZM97 96V95H96ZM108 96V97H109ZM111 96L109 97V98H104V100H106V99H110L111 98ZM227 95L225 94V97H226ZM229 96H231V95H228V97ZM257 96H259V95H257ZM1 97H2V95H1ZM114 99H113V101L114 100H116L117 99V97L114 95ZM198 97V96H197ZM3 98V97H2ZM34 98V97H33ZM62 98V97H61ZM113 98V97H112ZM260 98V97H259ZM100 99V98H99ZM229 99H231V97L229 98ZM229 99H228V101H229ZM2 100V99H1ZM25 100V99H24ZM68 100L69 99H66V100H64V101H62V102H64V104H66L67 103V105H69L70 106V104H71V106H72V102L70 103V100H69V102H68ZM104 100H101L102 102H100V104H104V108H106V106H105V102H104ZM241 100V99H240ZM54 101V100H53ZM57 101V100H56ZM60 101V100H59ZM66 101V102H65ZM72 101V100H71ZM100 101V100H99ZM111 101H112V99H111ZM112 101V102H113ZM120 101V100H119ZM26 102V101H25ZM50 102V101H49ZM52 102V101H51ZM50 102V103H51ZM79 102V101H78ZM77 102V103H78ZM108 102V101H107ZM109 102H110V100H109ZM178 102V101H177ZM182 102V101H181ZM180 102V103H181ZM185 102V101H184ZM232 102V101H231ZM60 103V102H59ZM68 103H70V104H68ZM74 103V102H73ZM229 103V102H228ZM244 103V102H243ZM26 104V103H25ZM99 104V105H100ZM103 104H102V106H103ZM108 104L109 103H106V105H107V108L109 107L108 106ZM110 104H113V103H110ZM109 104V105H110ZM174 104H177L176 102H174ZM223 104V107H224V109H226L225 108V104L224 103H222ZM232 104V103H231ZM234 104V103H233ZM242 104V103H241ZM256 104V103H255ZM5 105V104H4ZM54 105V104H53ZM99 105L96 107V108H101V106L99 107ZM184 106V103L182 104L181 103V105H180V107L181 106ZM215 105V104H214ZM225 105V106H224ZM260 105H262V104H260ZM260 105H259V107H260ZM26 106V105H25ZM55 106H57V105H55ZM70 106V107H71ZM117 106V105H116ZM128 106V105H127ZM159 108H160V106L159 105H157ZM242 106V105H241ZM250 106L251 105H248V106H242V108H245V107H247L246 108V110H248V108H250ZM253 106V105H252ZM252 106H251V108H252ZM254 106H256V105H254ZM262 106H264V105H262ZM161 107H162V105H161ZM172 107H174V105L172 104ZM176 107V106H175ZM177 107H179V104H177ZM179 107V108H180ZM222 107V108H223ZM227 107V106H226ZM229 107V106H228ZM237 107V106H236ZM257 107V106H256ZM53 108V107H52ZM57 108L59 109V112H58V114L56 115V113H57V111H56V113H55V115L53 114V116H54V118H55V116H58V118L56 117V120L54 121V118H53V116H49V118L48 119H51V121H53L54 122V124L53 125H57V126H59L60 127V125H58V124H60L61 122L63 123V125L66 123V120H65V123H64V121H63V119H62V121L60 120V118H64V114H63V111H61L62 109H61V107L60 106H57ZM77 108V107H76ZM104 108H103V110H104ZM120 108V107H119ZM241 108V109H242ZM258 108V107H257ZM14 109V108H13ZM26 109V108H25ZM69 109V108H68ZM111 109H112V107H111ZM121 109V108H120ZM129 109V108H128ZM176 111H177V109L176 108H174ZM229 109H234V108H229ZM237 109V108H236ZM241 109H237V111H240ZM15 110V109H14ZM35 110V109H34ZM45 110V109H44ZM53 110H54V108H53ZM64 110V109H63ZM95 111H97L96 109H94ZM93 110V111H94ZM106 110V109H105ZM104 110V111H105ZM170 110V109H169ZM193 110H194V108H193ZM243 110V109H242ZM252 110V109H251ZM26 111V110H25ZM94 111V112H95ZM108 111V110H107ZM124 111V110H123ZM170 111H172V110H170ZM237 111H235L236 113H240V112H237ZM44 112V111H43ZM62 112V116H61V114H60V116H59V113H61ZM68 112V111H67ZM66 111H64V113L66 114L67 113ZM98 112H99V110H98ZM97 112V113H98ZM100 112H102L101 110H100ZM100 112H99V114H100ZM110 112V111H109ZM220 112V111H219ZM246 112V111H245ZM104 113V112H103ZM156 113V112H155ZM161 113H164V110L163 111H161ZM166 113V112H165ZM168 113H169V111H168ZM173 113H175V112H173ZM236 113H233L234 114V116L233 115H230L231 117H229V118H234L235 117V115H236ZM98 114V115H99ZM124 114V113H123ZM157 114V113H156ZM160 114V113H159ZM251 114H252V112H251ZM24 115H25V113H24ZM67 115V114H66ZM85 115H88V113H86ZM161 115H164V114H161ZM169 115H171V112H170V114ZM179 115V114H178ZM26 116V115H25ZM160 116V115H159ZM174 116V115H173ZM233 116V117H232ZM60 117V118H59ZM88 117H95L94 115H92V112H91V116H89L88 115ZM236 117H237V115H236ZM161 118H162V116H161ZM203 118V117H202ZM228 118V117H227ZM226 118V119H227ZM64 119H66V118H64ZM84 119V118H83ZM82 119V120H83ZM89 119V118H88ZM258 119L259 120H261L262 122H264V119L263 118H261L260 119V117H258ZM121 120V119H120ZM147 120V119H146ZM149 120V121H148ZM147 120V126H149L150 127V125H149V123L151 124L154 120L152 119L151 120V122H150V119H148ZM174 120V119H173ZM177 120V119H176ZM228 120V119H227ZM61 121V122H60ZM203 121H205V120H203ZM232 121V120H231ZM252 121V120H251ZM52 122V123H53ZM69 121H67V123H68ZM101 122H103V121H101ZM207 122V121H206ZM205 122V123H206ZM225 122H227V121H225V119H224V121H222V123H221V126H225V124L224 123ZM253 122V121H252ZM25 123V122H24ZM31 122H29V124H30ZM40 123V122H39ZM52 123H50V125L52 124ZM61 123V124H62ZM91 123H92V121H91ZM90 123V124H91ZM94 123H95V121H94ZM145 123V122H144ZM192 123V122H191ZM146 124V123H145ZM207 124V123H206ZM216 124V123H215ZM214 123L212 124V125H215ZM218 124H220V123H218ZM222 124H224V125H222ZM234 124V123H233ZM237 124V123H236ZM37 125V124H36ZM49 125V127H51V131H52V126H50ZM63 125H61L62 126V128H65V127H67V126H65V125H67V124H65L64 125V127H63ZM68 125H69V123H68ZM153 125V124H152ZM228 125H230V122L227 124V126ZM89 126H91V125H89ZM181 126V125H180ZM199 126H200V124H199ZM235 126H238V125H235ZM59 127H55V128H57V129H59V131H58V133H57V138H60V137H62L63 135V133H65V132H63V133H61L60 131H61V127L59 128ZM148 127V128H149ZM203 127H205V128H207V125H205V124H202L201 126H200V129H203ZM231 127V126H230ZM241 127V126H240ZM25 128H26V130L27 131H30V125L29 126H27V123H25ZM37 128V127H36ZM100 128V127H99ZM167 128V127H166ZM166 128L164 129V130H166ZM175 128V127H174ZM211 128V127H210ZM225 128H226V126H225ZM236 128V127H235ZM234 128V129H235ZM249 128V127H248ZM90 129V128H89ZM93 129V128H92ZM96 129V128H95ZM200 129H199V131H200ZM67 130V128L66 129H62V131H66ZM193 130V129H192ZM229 130H230V128H229ZM236 130V129H235ZM250 130V129H249ZM259 130V129H258ZM33 131V130H32ZM47 131V130H46ZM140 127L136 124V123H132V124H130V126H129V133L131 134V135H135V134H139L140 133ZM156 131H157V129H156ZM237 131V130H236ZM252 131V130H251ZM25 132V131H24ZM31 132V131H30ZM49 133H50V130L48 131ZM60 132V133H59ZM68 132H70V131H68ZM75 132V131H74ZM162 132V131H161ZM197 132V131H196ZM214 132V131H213ZM240 132V131H239ZM40 133V132H39ZM43 133H44V131H43ZM51 133H53V132H51ZM110 133V132H109ZM170 133V132H169ZM181 133V132H180ZM197 133H199V132H197ZM234 133H236V132H234ZM31 135L33 134V132L32 133H30ZM29 134V135H30ZM54 134H56V132L54 133ZM54 134H52V135H54ZM62 135V136H60V135ZM108 134V133H107ZM237 134V133H236ZM235 134V135H236ZM69 135V134H68ZM129 135V134H128ZM182 135V133L180 134V136ZM230 135V134H229ZM232 135V134H231ZM234 135V136H235ZM237 135H239V134H237ZM236 135V136H237ZM33 136V135H32ZM60 136V137H59ZM65 136V135H64ZM81 136H83V135H81ZM111 136V135H110ZM113 136V135H112ZM191 136V135H190ZM193 136V135H192ZM20 137V136H19ZM24 138L26 137V136H23ZM31 137V136H30ZM34 137V136H33ZM32 137V138H33ZM68 137V136H67ZM100 137V136H99ZM131 137H133V136H131ZM156 137V136H155ZM230 137V136H229ZM29 138V137H28ZM47 138V137H46ZM49 138V137H48ZM52 138V137H51ZM54 142H55V144H56V147L59 145V144H57L56 142H59L58 141V139L54 136ZM105 138V137H104ZM151 138V137H150ZM157 138V137H156ZM165 138H166V136H165ZM34 139V138H33ZM32 139V140H33ZM67 139V138H66ZM85 139V138H84ZM129 138H127V140H128ZM21 140V139H20ZM50 140V139H49ZM52 140V139H51ZM98 140H101V139H98ZM104 140V139H103ZM108 140H110L111 141V143H107V145H110V144H112V139L110 138V139H107L106 138V140H104V142H109ZM183 140V139H182ZM102 141V140H101ZM249 141V140H248ZM251 141V140H250ZM34 142H35V140H34ZM68 142V141H67ZM103 142V143H104ZM122 142V141H121ZM178 142V141H177ZM262 142L264 143V140H261V142H260V144H261V146L263 145L262 144ZM28 143V142H27ZM31 143V142H30ZM71 143V142H70ZM179 143V142H178ZM181 143V142H180ZM4 144V143H3ZM54 143H52V145H53ZM260 144L258 145H255L256 147V149L254 148L253 150L255 151H257V149L258 150H260L259 148H263L264 147V145L262 146V147H259L260 146ZM12 145V144H11ZM16 145V144H15ZM45 145V144H44ZM43 145V146H44ZM171 144H167V146H170ZM220 145H222V144H220ZM219 145V146H220ZM228 145V144H227ZM67 146V145H66ZM65 146V147H66ZM104 146H105V143H104ZM12 147V146H11ZM143 147V146H142ZM146 147V146H145ZM227 147V146H226ZM253 147V146H252ZM251 146H250V148H252ZM259 147V148H258ZM38 148V147H37ZM50 148V147H49ZM72 148V147H71ZM116 148V147H115ZM12 149V148H11ZM43 149H46V152H48L47 150H48V148H43ZM51 149V148H50ZM65 149H68V148H65ZM38 150H40V148L38 149ZM37 149H35V151H37L39 154L40 153H42V152H44V151H42V149H41V151H38ZM145 150V149H144ZM251 150V149H250ZM13 151V150H12ZM30 151V150H29ZM248 151V150H247ZM255 151V152H256ZM18 152V154L17 153H15V150H14V152L12 153L11 152V150L7 147L6 149H5V151H3V152H0V194L1 193H3L4 192V187H5V185H6V183L7 182H19L20 184H21V190H19L18 189V192H19V195L22 193L24 196V198H22V199H24V200H21L22 202L21 203H19V205L18 206H16V207H9V208H7V209H1L0 210V227H1V229H2V231H3V233H2V235H1V237H0V264H3V259H4V252L6 251V249L8 250V248H9V237H11V236H9L10 235V233L13 231V232H15L16 231V229H18V224L20 225L21 224V219H24V215H26L27 213H28V211L26 210V209H28L27 208V206L28 205H31L32 204V201H34L35 203H33L34 205L37 203V201L38 200H36L37 199V197L36 196H34L36 193V189L38 190V188H39V186H37L38 184L40 185V184H44L43 186L42 185H40V188H42L41 190H43V191H41V192H43L44 193V190H47L48 191V189H49V187L47 188V189H45L46 188V185L48 186V184H49V186L51 185V186H54V185H56L55 183H52L54 180L57 182L58 180H61V182H62V180L65 182V183H62L60 186H54V188L53 189H55L56 190V192H57V195L59 196V197H61V196H64V195H66V194H68V193H75L76 192V190H75V188H73L72 186V183H71V180H70V178L68 179L66 176H62V174L59 176V174H58V176H53V177H51V178H48V180L46 181V179L44 180V182H43V180H41V181H36V180H34L35 182H37V183H35V184H33L31 181H30V177L28 178V176H27V172L28 171H25V169L27 168V167H25V168H23L21 165H20V160L22 159V157L21 156H23V154H24V156H23V158H25V157H27L28 156V154H32V153H34L35 154V156H36V154H37V152L35 153L34 152V150L32 149L30 152H28L27 151V153L25 152V151H22V150H20V151H17ZM20 152H21V154H20ZM46 152H45V154H46ZM52 152V151H51ZM58 152V151H57ZM64 152V151H63ZM259 152V151H258ZM23 153V154H22ZM217 153V152H216ZM257 153V152H256ZM259 153H261V151L259 152ZM262 153H263V150H262ZM15 154H17V155H15ZM21 156H20V155ZM34 154H32V155H34ZM54 154V153H53ZM53 154H51V155H53ZM75 154V153H74ZM220 154H221V152H220ZM242 154V153H241ZM258 154V153H257ZM19 155V156H18ZM27 155V156H26ZM42 155V154H41ZM40 155V156H41ZM48 155V154H47ZM205 155H207L206 153H205ZM263 155V154H262ZM37 157H38V155H37ZM36 157V158H37ZM84 157V156H83ZM127 157H128V155H127ZM200 157H201V155H200ZM203 157V156H202ZM35 158V157H34ZM135 158V157H134ZM203 158H207V157H203ZM27 159V158H26ZM32 159V158H31ZM103 159V158H102ZM126 158L119 152V150L118 151H116V154H115V159H114V164H115V162L117 163V164H126V160H125ZM205 159H203V160H205ZM249 159V158H248ZM106 160V159H105ZM136 160V159H135ZM150 161V160H149ZM201 161V160H200ZM48 162V161H47ZM54 162V161H53ZM194 162V161H193ZM206 162V161H205ZM31 163H32V160H31ZM108 163H110V162H108ZM200 163H202V162H200ZM234 163V162H233ZM46 164V163H45ZM190 164V163H189ZM245 164H246V162H245ZM86 165H87V163H86ZM106 165V164H105ZM109 165V164H108ZM193 165V164H192ZM207 165V164H206ZM235 165H237V164H235ZM234 165V166H235ZM63 166V165H62ZM68 166V165H67ZM66 166V167H67ZM101 166H103V164H101ZM169 166V165H168ZM202 166H205V164H203L202 163ZM104 168H105V166H103ZM110 167V166H109ZM147 167V166H146ZM157 167H158V165H157ZM160 167V166H159ZM192 167V166H191ZM190 167V168H191ZM193 167H194V165H193ZM228 167V166H227ZM230 167V166H229ZM174 168V167H173ZM201 168V167H200ZM235 168H237V170H239V168L237 167V166H235ZM58 169H59V171L60 172H62L61 171V168H59V166H58ZM145 169V168H144ZM151 169V168H150ZM157 169V168H156ZM160 169V168H159ZM158 169V170H159ZM187 169H189L188 167H187ZM202 169V168H201ZM27 170V169H26ZM66 170V169H65ZM74 171H76L75 169H73ZM146 170V169H145ZM190 170V169H189ZM203 170H206V169H203ZM112 171V170H111ZM122 171V170H121ZM157 171V170H156ZM69 172V171H68ZM119 172V171H118ZM150 172V171H149ZM208 172V171H207ZM214 173H216L215 171H213ZM34 173V172H33ZM50 173V172H49ZM107 173H109V171L107 172ZM111 173V172H110ZM122 173L123 174H125V176L127 177V179H130V181H131V183L132 182H134L135 183V181L136 180H139L140 178H139V174H138V171L136 170V169H132V168H130V170H129V172L127 173L126 172V170H124V172L122 171ZM208 173H210V172H208ZM42 174V173H41ZM175 174V173H174ZM33 175V177H34V174H32ZM66 175V174H65ZM75 175V174H74ZM73 176V175H72ZM76 176V175H75ZM208 176V175H207ZM210 176V175H209ZM213 176V175H212ZM221 176H223V175H221ZM61 179H60V178ZM104 177V176H103ZM116 177V176H115ZM224 177V176H223ZM35 178V177H34ZM230 178V177H229ZM228 178V179H229ZM263 178H264V176H263ZM32 179V178H31ZM52 179V180H51ZM111 179V178H110ZM240 179H242V181H245V179H243V176H241V178ZM159 180V179H158ZM206 180H208V179H206ZM210 180V179H209ZM213 180V179H212ZM223 180V179H222ZM54 181V182H55ZM108 181V180H107ZM174 181H176V180H174ZM225 181V180H224ZM38 182H40V183H38ZM43 182V183H42ZM110 182V181H109ZM137 182V181H136ZM160 182H161V180H160ZM163 182V181H162ZM226 182V181H225ZM48 183V184H47ZM53 185H52V184ZM59 183V182H58ZM221 183V182H220ZM227 184L229 183V182H226ZM225 183V184H226ZM37 184V185H36ZM46 184V185H45ZM63 184H64V186H63ZM144 184V183H143ZM156 184V183H155ZM160 184V183H159ZM163 184V183H162ZM88 185V184H87ZM106 185V184H105ZM145 185V184H144ZM230 185V186H229ZM228 186L231 188V189H233L234 188V190H236V191H234V192H232L233 193V196H234V198H235V202L237 201V199L239 200L240 198H243V200H244V198H246V197H248L249 195H250V193H253V190L254 189H252V187L249 189V187L247 188V187H244L243 185H241V187H239V185H238V187L234 184V187L232 188V184H229ZM37 186V187H36ZM42 186V187H41ZM91 186V185H90ZM112 186V185H111ZM180 186H181V184H180ZM235 186H236V188H235ZM243 186V187H242ZM43 187H44V189H43ZM92 187V186H91ZM138 187V186H137ZM150 187V186H149ZM181 187H183V186H181ZM36 188V189H35ZM40 188H39V190H40ZM76 189H77V187H76ZM92 189V188H91ZM109 189V188H108ZM148 189V188H147ZM162 189V188H161ZM113 190V189H112ZM138 190H141V189H138ZM252 192H251V191ZM95 191V190H94ZM110 191V190H109ZM165 191V190H164ZM257 191V190H256ZM37 192H39V191H37ZM41 192H39L40 194L39 195H37L38 197L42 194ZM50 192H53V191H50ZM49 192V193H50ZM105 192L106 193H108L107 195H109V193L111 192V194H112V192H115V193H113L114 194V196L116 197L117 195V193H116V191H110V192H108V190H106L105 189ZM166 192V191H165ZM226 192H228V191H226ZM97 192H94V194H92V195H90L89 196V194H87V197H84V196H86V194L85 193H83V194H85L84 196H81V198H83V200L85 201V203H84V206L83 207H81V206H78L79 208H81L82 209V212H83V220H82V223H81V225H79V223L80 222H78V223H76L75 224V227H77V226H79V227H77V228H75L74 226H71L70 227V229H71V231L73 230V231H75L76 232V230H78L77 232H76V234H74V235H72L70 238L68 237V240H67V242L65 243V245L64 246H62V248H60L59 250H57L58 252H57V254H56V256L53 258V260L55 261V262H57L58 264H107V263H117V262H119V263H121V264H124V263H126V262H129V264L131 263H134V264H141V261H140V258H138L135 254L136 253H132L133 255H126V253H125V251L124 250H122V249H111L110 247H107V246H104L103 245V248H102V251H103V260H104V262H100V261H98V259L95 257V255H94V253H91L89 250H88V248H87V244L88 243H90L91 242V240H92V236L94 237V234H92L93 233V231L94 230H92L95 226H100L101 225V227H102V225L103 224H105L106 222H107V220L110 218V219H113L115 222H119L121 219H123V218H125V217H128L129 218V216L131 217H133L134 215H136V214H141L143 217H144V215L145 216H151V215H154V214H160V212H161V214L160 215H163L162 213H164L163 211H165L166 210V208L168 207L169 208V211H168V213L166 212V216L167 215H169L168 217H170V223H173V224H175V225H177L178 226V229L179 228H181V229H179V230H181L182 231V229L185 227V226H187V222L189 221V218H190V221L193 219H195L197 216H192V217H188L187 216V214H183V213H181V212H179L180 210H178L177 212H178V214H177V212L175 211V210H177V208L176 207H174V206H172L173 207V210L176 212V213H173V214H175V215H173L172 214V207L170 206V205H165V206H167L166 208H165V206H163V205H160V203L159 204H157V203H154L155 202V198H157L156 196L157 195H155L154 196V194H152L153 195V197H152V199H150V201L152 200L153 202H150L149 200H148V203L146 204L145 203V200H146V198H151V196L150 197H146V196H143V198L141 199H138V201L137 200H132L133 199V197H130V199L132 200V202L131 203H129V204H125V205H114L110 210V212L111 213H109V212H106L105 213V211H103V208H102V200L104 199V196H103V198H102V196H101V193H103L104 194V190H102V192H99V194L97 193ZM105 193V194H106ZM123 193H126V192H123ZM197 193H198V191H197ZM38 194V193H37ZM54 194H55V192H54ZM71 194V195H72ZM91 194V193H90ZM96 194V195H95ZM110 194V196H112ZM122 194V193H121ZM156 194H157V192H156ZM221 194V193H220ZM56 195V194H55ZM69 195V194H68ZM74 195V194H73ZM72 195V196H73ZM105 196L106 198L108 197V196ZM186 195V194H185ZM214 195V198H213V200H210V201H206V203H205V201H203V200H199V201H203V203L202 204H200L197 208H195L194 209V212H196V213H198V219L196 220L197 222L196 223H198L197 225H195V226H193L192 227V229H191V235H189V240H190V244L188 243V245L190 246L191 245V247H192V249L193 250H190V249H188V250H190L189 252H193L195 249L197 250L198 248L197 247H199L200 248V246L202 247V252H205V251H207V249H209L210 248V246H209V248H207V247H205L206 245H205V243L207 242V244L208 245H210V244H212V243H217L219 240H220V238L218 239V237H220L221 235H223V234H225L226 232L229 234V232L227 231V229L229 228L228 226L229 225H227V227H225L224 225L222 226V224H220L219 223V221L218 222H216V220H215V217H216V215L221 211V210H223V201L221 200V197H219L217 194H213ZM6 196V195H5ZM36 198V199H34V197ZM75 196V195H74ZM89 196V197H88ZM109 196V197H110ZM113 196V197H114ZM124 196V195H123ZM59 197H57L58 199H59ZM123 200H124V197H122V196H120ZM120 197H119V200H120ZM146 197V198H145ZM226 197V196H225ZM56 198V199H57ZM64 197H62V199H63ZM69 196L66 198L65 197V199L67 200L68 199V201L70 202V200H69ZM80 198V199H81ZM85 198V199H84ZM102 198V199H101ZM127 198V197H126ZM125 198V199H126ZM139 198V197H138ZM145 198V199H144ZM196 198V197H195ZM198 198V197H197ZM34 199V200H33ZM57 199V200H58ZM73 199V198H72ZM79 199V200H80ZM128 199V198H127ZM127 199H126V201H127ZM160 199H162V198H160ZM159 199V200H160ZM31 200V201H30ZM118 200V201H119ZM141 200H143V202H140ZM158 200V201H159ZM182 200H184V199H182ZM182 200H181V202H182ZM229 200H232V199H229ZM262 200H263V198H262ZM64 201V203L62 204V205H60V208H63V207H66V202L67 201H65V200H63ZM78 201V200H77ZM157 201V200H156ZM157 201V202H158ZM179 201V200H178ZM192 201V200H191ZM197 201H198V199H197ZM227 199L225 200V204L227 203ZM233 201V200H232ZM231 201V202H232ZM30 202V203H29ZM68 202V204H70ZM79 202V201H78ZM146 202H147V200H146ZM181 202H180V204H181ZM200 202V203H201ZM257 202V204H258V201H256ZM256 202L254 201L251 205H249L246 209H245V207L244 206H242V208L243 209H245V211H246V213H248L249 214V216H251L252 218H254V214L256 213V212H262V213H264V209H261V207L263 208V206H261V204L260 203H262V202H259V204L257 205L256 204ZM29 203V204H28ZM59 203H60V200H59ZM154 203V204H153ZM230 203V202H229ZM3 204H7V203H3ZM56 204V203H55ZM179 204V205H180ZM264 204V203H263ZM54 205V204H53ZM187 205V204H186ZM50 206V205H49ZM57 206H59V205H57ZM170 206V207H169ZM181 206V205H180ZM227 206H229V205H227ZM259 206H261V207H259ZM29 207V206H28ZM31 208H33L34 209V206H31ZM59 208V207H58ZM59 208V209H60ZM164 208H165V210H164ZM181 208V207H180ZM225 208V207H224ZM236 208H238V207H236ZM45 209V208H44ZM58 209V210H59ZM64 209V208H63ZM66 209V208H65ZM171 209V210H170ZM184 209V208H183ZM31 209L29 208V211H30ZM27 211V212H26ZM59 211H62L61 209L59 210ZM26 212V213H25ZM58 211H56V213H57ZM230 212L231 211H228L227 213L228 214H230ZM238 212H239V210H238ZM49 213V212H48ZM109 215H108V214ZM170 213V214H169ZM57 214H59V213H57ZM105 214V215H104ZM172 214V215H171ZM107 215H108V219H106V217H107ZM140 215V216H141ZM193 215V214H192ZM224 215V214H223ZM106 216V217H105ZM218 216V215H217ZM48 217V216H47ZM60 217V216H59ZM73 217V216H72ZM104 217H105V219H106V222L104 221L103 222V220H104ZM142 217V218H143ZM168 217L165 219V220H167L168 219ZM195 217V218H194ZM239 217V216H238ZM134 218V217H133ZM145 218V217H144ZM48 220V218H43L41 221L42 222H44V223H46L47 222V220ZM225 219V218H224ZM249 219V218H248ZM112 220V221H113ZM169 220V219H168ZM192 220V221H193ZM220 220V219H219ZM256 220H258V222H255L254 224H261V220L262 219H256ZM135 221V224H137V223H139V225L141 224L140 223V221H138V220H134ZM134 221H132V223H131V225H134ZM163 221V220H162ZM195 221V220H194ZM263 221H264V219H263ZM262 221V222H263ZM28 222V221H27ZM117 222V223H118ZM137 222V223H136ZM167 223H169V221H167ZM166 222L164 223V221H163V223L161 222L160 224H167ZM169 223V224H170ZM194 224H195V222H193ZM217 223L218 224H220L219 225V227L221 226L222 227V229H220L219 227H218V225H217ZM264 223V222H263ZM39 224V223H38ZM48 224V223H47ZM55 224V223H54ZM145 223L143 222V225H144ZM159 224V225H160ZM166 225V227L165 228H167V226H170V225ZM173 224L171 225L172 227H173ZM193 224V225H194ZM248 224V223H247ZM247 224H245V225H247ZM253 224V225H254ZM77 225V226H76ZM138 225V224H137ZM142 225V226H143ZM174 225V226H175ZM189 225H191L190 224V222H189ZM241 225V224H240ZM244 225V226H245ZM17 226V228H15ZM45 226V225H44ZM52 226H55V225H53L52 224ZM64 226V225H63ZM117 226L118 227H120V228H122V226L121 225H119V224H117ZM135 226V225H134ZM142 226H140L141 228H142ZM146 226V225H145ZM180 226H182V227H180ZM239 226V225H238ZM258 225H256V226H254L255 228L257 227ZM262 226H264V225H262ZM48 227V226H47ZM57 227H58V225H57ZM163 227V226H162ZM176 227V226H175ZM188 227V226H187ZM218 227V228H217ZM224 227H225V229L226 230H224ZM231 227V226H230ZM236 228H238L237 227V225L235 226ZM234 226H233V228H235ZM240 227V226H239ZM243 227V226H242ZM249 228L251 227L250 225L248 226ZM25 228V227H24ZM51 228V227H50ZM55 228V227H54ZM75 228V229H74ZM155 228V227H154ZM158 228V227H157ZM190 228V227H189ZM258 228V227H257ZM43 229V228H42ZM45 229V228H44ZM57 229V228H56ZM164 229V228H163ZM177 229V228H176ZM171 230V231H173L172 232V235H169V236H167L166 238H169V239H171L172 240V236H173V238H176L174 235H176V234H179L180 233V231L177 229V230ZM232 229V227L229 229V231ZM27 230V229H26ZM98 230V229H97ZM136 230H138V229H136ZM218 230H220V232H222V230L225 232H222L223 234H221L220 235V232L218 233ZM233 231H235L234 229H232ZM232 230H231V232H232ZM110 231H111V228H110ZM156 231H158V229L156 230ZM175 231V232H174ZM179 232V233H176V232ZM89 232H90V234H89ZM92 232V233H91ZM139 232H140V229H139ZM143 232H144V230H143ZM122 233V232H121ZM155 233H157V232H155ZM154 233V234H155ZM162 233H164V232H162ZM247 233V232H246ZM12 234V233H11ZM140 234H142V233H140ZM140 234H138V235H140ZM91 235V236H90ZM187 235V234H186ZM220 235V236H219ZM88 236V237H87ZM89 236H90V238L91 239H89L88 241H90V242H88L87 241V238H89ZM179 236V235H178ZM217 236V237H216ZM224 236H226V235H224ZM224 236H222V238H221V240H223V238H225ZM41 238V237H40ZM118 238V237H117ZM166 238H164V240H167ZM215 238H217L218 239V241H213ZM168 239V240H169ZM213 239V240H212ZM216 239V240H217ZM15 240H16V238H15ZM152 240V239H151ZM167 240V241H168ZM174 240V239H173ZM211 240V241H210ZM20 241V240H19ZM170 241V240H169ZM168 241V242H169ZM175 241V240H174ZM208 241H210V243L208 242ZM262 241H264L263 239H262ZM12 242H13V240H12ZM15 242V241H14ZM88 242V243H87ZM94 242V241H93ZM92 242V243H93ZM205 242V243H204ZM212 242V243H211ZM222 242V241H221ZM147 243V242H146ZM203 243V244H202ZM219 243V242H218ZM217 243V244H218ZM236 243V242H235ZM139 244H141V243H139ZM203 246H202V245ZM264 244V243H263ZM263 244H261V245H263ZM163 245V244H162ZM168 245V244H167ZM183 245V244H182ZM207 245V246H208ZM213 245V244H212ZM211 245V246H212ZM236 245H237V243H236ZM257 245V244H256ZM56 246V245H55ZM129 246V245H128ZM155 246V245H154ZM184 247L186 246V247H188L187 245H183ZM182 246V247H183ZM238 246V245H237ZM244 246V245H243ZM12 247H14V246H12ZM11 247V248H12ZM61 247V246H60ZM144 247H146V246H143V248L142 247H140V248H138L137 250L138 251H140L139 249H141V250H144ZM162 247V246H161ZM163 247H164V245H163ZM180 245H179V247H175V248H178L179 250H181V252H183L185 249H184V247H183V251H182V248ZM185 247V248H186ZM54 248V247H53ZM57 248H59V247H57ZM73 249L74 250V254H75V259L73 260V259H71V260H69L68 258H67V255H66V250L67 249ZM92 248H93V246H92ZM174 248V249H175ZM189 248V247H188ZM203 248H205V250H203ZM10 249V248H9ZM52 248L51 247H48V249L47 250H51ZM94 249V248H93ZM253 249V248H252ZM256 249V248H255ZM11 250V249H10ZM55 250V249H54ZM95 250V249H94ZM212 250V249H211ZM238 250V249H237ZM167 251V250H166ZM201 251H199V253L201 254V255H199L198 257H196L197 255L195 254L196 252H193L192 254L194 255L195 254V259H198L199 260V258L200 257H202V253H201ZM231 251V250H230ZM262 251V250H261ZM8 252H9V250H8ZM188 252V255L190 254ZM198 252V251H197ZM229 252V251H228ZM238 252H240V251H238ZM12 253V254H11ZM11 253H9V254H11V261H12V264H30V260H31V257H32V255L33 254H37V255H43L44 254V251H43V249L42 248H38V247H36V246H31V249L30 248H25V247H23V246H19V247H17L16 249H14L13 251L11 250ZM199 253H197V254H199ZM100 254V253H99ZM191 254V255H192ZM167 255V254H166ZM186 255V254H185ZM185 256V257H183V258H181L179 261H177V262H172V264H178V263H180V264H185V262L187 263V260L188 259H190V255L189 256ZM193 255H192V257H193ZM232 255H233V257H234V261L232 260L231 262H230V264H243L244 263V255H242V252L239 254V253H236V252H234V253H232ZM9 256V255H8ZM7 256V257H8ZM101 256V255H100ZM213 257V256H212ZM257 257V256H256ZM101 258V257H100ZM206 258V257H205ZM8 259V258H7ZM147 259V258H146ZM192 259V261H194V259L193 258H191ZM191 259L190 260H188V262H190L191 261ZM254 259V258H253ZM73 260V261H72ZM148 260V259H147ZM164 260V259H163ZM165 261V260H164ZM202 261H205V260H202ZM251 261V260H250ZM206 262V261H205ZM229 262H227V263H229ZM6 263V262H5ZM9 263V262H8ZM164 263H166V261L165 262H163L162 264H164ZM207 263V262H206ZM168 264V263H167ZM202 264V263H201ZM248 264H250V263H248Z\"/></svg>","mask_w":264,"mask_h":264}]
</instances>
